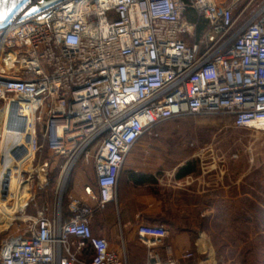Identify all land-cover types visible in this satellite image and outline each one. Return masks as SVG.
Here are the masks:
<instances>
[{"label":"built area","instance_id":"built-area-1","mask_svg":"<svg viewBox=\"0 0 264 264\" xmlns=\"http://www.w3.org/2000/svg\"><path fill=\"white\" fill-rule=\"evenodd\" d=\"M254 1L67 0L0 29V105L14 115L21 103L34 110L31 123L15 125L26 143L10 152L25 158L22 181V172L39 176L25 164L47 145L65 159L59 186L79 160L92 161L97 184L86 187L94 206L70 197L68 221L44 207L17 224L0 240V264H128L125 248L95 235L91 220L117 198L140 137L197 115L264 134V0L250 11ZM200 19L207 27L196 37ZM137 233L150 245L168 229L144 224ZM146 264L175 263L149 251Z\"/></svg>","mask_w":264,"mask_h":264},{"label":"crops","instance_id":"crops-1","mask_svg":"<svg viewBox=\"0 0 264 264\" xmlns=\"http://www.w3.org/2000/svg\"><path fill=\"white\" fill-rule=\"evenodd\" d=\"M205 126H216L223 130L224 127H232V120L178 117L158 124L153 133L140 137L122 167L117 198L93 214L91 226L94 234L107 237L111 247L118 251L123 250L127 243L137 248L146 246L147 254L149 251L158 253L162 261L216 264L211 257V248L202 247L201 244L210 235L209 231L202 230V217L209 216L211 221L218 206L247 202L250 197L249 172L245 168L244 172L234 177L232 155H228V152L218 156L222 160L219 166L205 170L198 164V156L186 150L182 143L176 140L172 142L185 133H199ZM72 170L67 193L69 201L72 197L94 206L97 200L86 193V187L97 191L92 161L79 160ZM20 178L21 175L0 176V195L3 196L0 199L2 203L9 204L12 212L22 198ZM21 200L25 201L23 198ZM34 205L36 209L32 216L44 207L49 214L60 208L61 222L70 219L60 206L51 208L49 204L41 206L38 202H34ZM144 224L164 225L168 235L155 244L143 243L139 240L137 229ZM11 226L2 229L8 230L3 237L16 229L14 226V230L10 231ZM188 253L192 255L187 257ZM144 262L147 263V258Z\"/></svg>","mask_w":264,"mask_h":264},{"label":"rangeland","instance_id":"rangeland-1","mask_svg":"<svg viewBox=\"0 0 264 264\" xmlns=\"http://www.w3.org/2000/svg\"><path fill=\"white\" fill-rule=\"evenodd\" d=\"M262 1L255 0L250 11ZM191 16L194 15L191 14ZM241 25L242 22H239L237 28ZM200 36L196 33V37ZM18 112V115L11 114V111L3 110V105H0V174L2 176L21 175L25 158L17 159L10 152L14 146L26 143V132L17 130L15 125L18 121H25V119L31 123L34 110L31 105L21 103L18 105ZM27 115L29 118L23 117ZM184 117L225 118L231 122L229 117L223 115ZM7 121L10 122L7 123ZM42 126L38 123L39 134H41ZM202 128L199 133L188 132L174 138L172 142L176 140L182 143L186 150L198 156V164L205 170L219 166L222 160L218 156L228 152V155H232L231 165L234 177L248 168L250 190L249 200L245 203L243 201L242 205L240 201H237L233 205L218 206L217 213L211 221L209 216L202 217V230L210 232L209 238L205 237L202 240V247L211 248V257L215 259L216 264H264V134L253 129H235L230 126L224 127L223 130L216 126ZM64 164L65 159L55 155L47 145H44L37 153L34 161L31 160L25 164L28 169L39 166L41 170L39 176L37 173L31 174V179L28 173L22 172L24 182L22 178L19 182L22 190L21 197L25 201L21 202L22 198H20L13 212L9 204L2 203L0 199V240L5 233H8V230L2 231V229L9 227L13 219L15 220L13 226L9 228L10 231L14 230L16 224H23V220L34 215L36 209L34 202H38L41 206L44 203L49 204L51 208L54 205L62 209L67 207L69 201L67 193L72 172L67 170L59 186ZM44 179H48L46 184L42 182ZM27 181L30 183V189ZM1 197L3 196L0 195ZM125 249L129 258L128 264H145L144 261L148 256L146 246L137 248L126 243Z\"/></svg>","mask_w":264,"mask_h":264},{"label":"water","instance_id":"water-1","mask_svg":"<svg viewBox=\"0 0 264 264\" xmlns=\"http://www.w3.org/2000/svg\"><path fill=\"white\" fill-rule=\"evenodd\" d=\"M67 0H0V29L17 21L46 15Z\"/></svg>","mask_w":264,"mask_h":264},{"label":"trees","instance_id":"trees-1","mask_svg":"<svg viewBox=\"0 0 264 264\" xmlns=\"http://www.w3.org/2000/svg\"><path fill=\"white\" fill-rule=\"evenodd\" d=\"M194 16L192 17L191 15H190V19L193 21V20H197V16L194 14V13H192ZM199 22H200V25L198 26V28H197V30H196V33L197 34H199V35H202V33L205 31V29H206V21L205 20H203V19H200L199 20ZM205 25V27H203ZM62 212L65 214V215H69V216H71V213L69 212V210H68V207H66V208H63L62 209ZM129 259V258H128Z\"/></svg>","mask_w":264,"mask_h":264},{"label":"bare ground","instance_id":"bare-ground-1","mask_svg":"<svg viewBox=\"0 0 264 264\" xmlns=\"http://www.w3.org/2000/svg\"><path fill=\"white\" fill-rule=\"evenodd\" d=\"M24 104V103H23Z\"/></svg>","mask_w":264,"mask_h":264}]
</instances>
